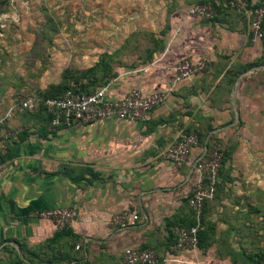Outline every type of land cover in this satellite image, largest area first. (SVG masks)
Listing matches in <instances>:
<instances>
[{
	"label": "crops",
	"instance_id": "1",
	"mask_svg": "<svg viewBox=\"0 0 264 264\" xmlns=\"http://www.w3.org/2000/svg\"><path fill=\"white\" fill-rule=\"evenodd\" d=\"M199 1L148 0L144 17L164 21L163 43L150 59L121 70L107 91L108 98L134 87L144 95L166 92L147 120L51 128L43 113L17 107L0 127V264H119L126 247L152 249L158 264H255L248 255L258 251L259 239L224 241L222 227L208 232L205 248L173 246L174 225L192 219L186 199L202 149L194 147L191 165L179 169L167 150L186 130L209 127L206 139L213 133L227 139L235 111L231 85L236 88L264 53L263 41L251 39L245 13L189 16V6ZM188 57H205L208 67L175 84L172 68ZM4 98L0 91V116L15 105ZM28 113L31 122H25ZM58 207L77 212L67 231L38 216ZM123 212L139 220L113 225L112 217Z\"/></svg>",
	"mask_w": 264,
	"mask_h": 264
},
{
	"label": "rangeland",
	"instance_id": "2",
	"mask_svg": "<svg viewBox=\"0 0 264 264\" xmlns=\"http://www.w3.org/2000/svg\"><path fill=\"white\" fill-rule=\"evenodd\" d=\"M147 3L148 0H0V91L5 94L4 102L16 103L51 89L60 93L67 84L90 83L142 63L163 43L158 32L164 21L144 17ZM231 94L235 99L232 132L225 140L214 135L216 144L228 153L221 186L208 208L209 218L204 220L205 231L222 227L224 241L259 239L255 255L261 257L264 56L240 78ZM28 114L25 122L32 121ZM199 131L206 133L207 129Z\"/></svg>",
	"mask_w": 264,
	"mask_h": 264
},
{
	"label": "built area",
	"instance_id": "3",
	"mask_svg": "<svg viewBox=\"0 0 264 264\" xmlns=\"http://www.w3.org/2000/svg\"><path fill=\"white\" fill-rule=\"evenodd\" d=\"M217 5L236 9L248 17L249 32L252 41H261L263 37L262 24L264 20V0H216ZM188 15L211 20L217 16L216 8L201 1L193 3L188 8ZM208 66V59L184 58L173 66L174 83L179 84L193 76L202 73ZM143 68L141 70H145ZM116 78L107 81L90 93L66 91L60 97L36 98L29 97L19 106L21 109H34L36 105H43L51 115L48 123L51 128L72 127L93 123L103 119H125L129 121H145L148 113L154 107L164 104L166 92H154L144 95L137 87L131 88L122 98H108L107 91ZM16 106H11L3 116H0V127L4 126L12 117ZM208 142V141H207ZM199 138L195 133H181L178 144L167 150V157L174 168L191 165L190 154L198 146ZM207 144V143H206ZM219 144H214L211 150L207 146L202 149L200 156L192 165L194 174L187 205L194 214L195 223L189 227L174 226L175 249L197 251L199 249V231L201 229V215L206 202L212 200L216 194L219 182V167L221 155ZM38 216L53 221L58 230L71 226L77 216L73 208L58 207L38 212ZM139 220L136 213L123 212L111 219L113 225L127 227ZM158 257L150 248L126 247L123 250L119 264H158ZM264 264V260L262 261Z\"/></svg>",
	"mask_w": 264,
	"mask_h": 264
},
{
	"label": "trees",
	"instance_id": "4",
	"mask_svg": "<svg viewBox=\"0 0 264 264\" xmlns=\"http://www.w3.org/2000/svg\"><path fill=\"white\" fill-rule=\"evenodd\" d=\"M2 2H3V0H2ZM201 2L212 4L217 10V15H219L221 12H224V11H236V12L241 13V11H237L236 9L228 8V7H222L220 5H217L215 3L216 0H201ZM262 30H263V37H262L261 41H263V45H264V20H263V24H262ZM152 55H153V52L148 54L145 57V60L143 62H145L146 60L150 59L152 57ZM262 56H264V53H263ZM260 61H261V59H260ZM255 65H257V63H255ZM207 67H206V69H207ZM117 75H115V76H106V77H103V78H97L95 80H91L90 83H85V84H81V85H75V84L70 85V84H67L65 87H63L61 89L60 93L58 91H56V90L51 89L50 91H48L46 93L37 94V95H30L28 97H25L24 99H22L20 101H17L15 103V105H16V108L17 107L20 108L19 106L21 105V103L24 100L28 99L29 97H36V98H42V99L50 98V97H60L68 90H72V91H76V92L90 93V92H93L94 90H96L98 87L104 85L107 81H109V80H111L113 78H116ZM232 82H234V80ZM233 87H234V84L231 85V88H230L231 91H232ZM25 110H29V111L37 110L39 113H43L44 114V120H45V122H47V124L49 123V121L51 119V115L46 112L45 107L43 105H41V104L36 105L34 107V109H25ZM210 130H211V128L208 127L206 133H202L201 131L195 130V129L194 130H186V131H183V132L184 133H195V134H197L198 138H199L198 145L201 147V149H204V147L207 146L208 150H211L213 145L216 143L215 139H214L215 138V136H214L215 134L213 133L209 137V140H208L207 144L205 143V139H206V137H207V135H208ZM218 151H219V153L221 155V161H220V167H219V178H220V180L217 183L216 194H217V192H218V190H219V188L221 186V181H222L223 174H224L223 167H224V164L226 163L227 153H228L227 150L221 145H219V150ZM186 203H187V199H186ZM207 203L208 202H206L205 205H204L203 212L205 210V207H206ZM189 210L191 212L192 219L189 222L176 224L174 226L189 227V226H191V225H193L195 223L194 214H193V212L191 211L190 208H189ZM203 212H202V215H201V229L199 231V247L200 248H203V247L205 248L207 243H208V241H209V239L207 237L208 231H205V227H204L205 224H204V220H203ZM67 230L68 229L65 228V229H62L60 231H67ZM173 242H175V239H173ZM254 256L253 255H248V258L253 260L255 262V264H262V261L264 260V256H261V257L259 255H254Z\"/></svg>",
	"mask_w": 264,
	"mask_h": 264
},
{
	"label": "water",
	"instance_id": "5",
	"mask_svg": "<svg viewBox=\"0 0 264 264\" xmlns=\"http://www.w3.org/2000/svg\"><path fill=\"white\" fill-rule=\"evenodd\" d=\"M240 80V79H239ZM238 83H239V81H238ZM238 83H237V85H238ZM207 141H208V138L206 139V143H207Z\"/></svg>",
	"mask_w": 264,
	"mask_h": 264
}]
</instances>
